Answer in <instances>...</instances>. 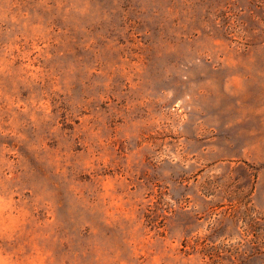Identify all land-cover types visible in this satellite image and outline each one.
Returning <instances> with one entry per match:
<instances>
[{
	"label": "rangeland",
	"instance_id": "rangeland-1",
	"mask_svg": "<svg viewBox=\"0 0 264 264\" xmlns=\"http://www.w3.org/2000/svg\"><path fill=\"white\" fill-rule=\"evenodd\" d=\"M0 264H264V0H0Z\"/></svg>",
	"mask_w": 264,
	"mask_h": 264
}]
</instances>
